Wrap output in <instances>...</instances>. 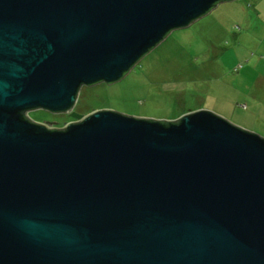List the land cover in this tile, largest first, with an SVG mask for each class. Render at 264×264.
I'll return each instance as SVG.
<instances>
[{"label": "water", "instance_id": "water-1", "mask_svg": "<svg viewBox=\"0 0 264 264\" xmlns=\"http://www.w3.org/2000/svg\"><path fill=\"white\" fill-rule=\"evenodd\" d=\"M220 1L0 0V264H264L263 136L72 109Z\"/></svg>", "mask_w": 264, "mask_h": 264}, {"label": "rangeland", "instance_id": "rangeland-1", "mask_svg": "<svg viewBox=\"0 0 264 264\" xmlns=\"http://www.w3.org/2000/svg\"><path fill=\"white\" fill-rule=\"evenodd\" d=\"M101 108L162 120L204 108L264 137V0L220 1L167 32L120 78L81 83L72 109ZM28 114L54 127L73 119L44 108Z\"/></svg>", "mask_w": 264, "mask_h": 264}, {"label": "flooded vegetation", "instance_id": "flooded-vegetation-1", "mask_svg": "<svg viewBox=\"0 0 264 264\" xmlns=\"http://www.w3.org/2000/svg\"><path fill=\"white\" fill-rule=\"evenodd\" d=\"M68 114V113H67Z\"/></svg>", "mask_w": 264, "mask_h": 264}, {"label": "trees", "instance_id": "trees-1", "mask_svg": "<svg viewBox=\"0 0 264 264\" xmlns=\"http://www.w3.org/2000/svg\"><path fill=\"white\" fill-rule=\"evenodd\" d=\"M218 3V2H217Z\"/></svg>", "mask_w": 264, "mask_h": 264}]
</instances>
